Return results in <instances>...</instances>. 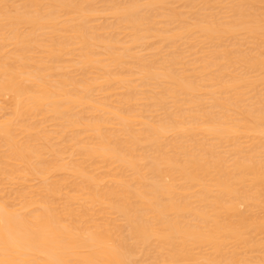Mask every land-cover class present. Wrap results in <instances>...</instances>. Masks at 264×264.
<instances>
[{
    "label": "bare ground",
    "instance_id": "6f19581e",
    "mask_svg": "<svg viewBox=\"0 0 264 264\" xmlns=\"http://www.w3.org/2000/svg\"><path fill=\"white\" fill-rule=\"evenodd\" d=\"M0 264H264V0H0Z\"/></svg>",
    "mask_w": 264,
    "mask_h": 264
},
{
    "label": "rangeland",
    "instance_id": "374dc122",
    "mask_svg": "<svg viewBox=\"0 0 264 264\" xmlns=\"http://www.w3.org/2000/svg\"><path fill=\"white\" fill-rule=\"evenodd\" d=\"M47 127H48V129H49V127H51V125L49 124ZM32 179H33V178H32ZM32 179H30V180L32 181ZM34 180H35V178H34ZM31 181H30V182L24 181V183H23V182H21V185H17V186H15V187H13V188H12L13 190H12V189H11V190H10V189H8V192H9V194H11V191H12V193H13V191L15 190V192H14V193H16V194H14V196H15V195H17V193H18V195H19V193H20V192H18L19 190L21 191L23 188H24V189L26 188V190H24V189H23V190H24V192H25V191H26V192H29V190H30V189H32L33 187H32V188H30V189H29V188H27V187L34 186V185H35V183H36L37 185H39V184H38V183H39V181H38V183L36 182L37 180L33 181V182H35L33 185H32V184L30 185V183H33V182H31ZM26 182H27V183H26ZM23 185H25V187H24ZM28 185H30V186H28ZM37 185H35V186H34V187H35V189H36V186H37ZM21 186H22L23 188H22ZM26 186H27V187H26ZM20 187H21V188H20ZM37 187H38V186H37ZM16 188H17V189L19 188V189H18V190H16ZM23 190H22V191H23ZM32 190H34V189H32ZM16 191H17V192H16ZM30 192H31V190H30ZM21 193H22V192H21ZM11 195H13V194H11ZM18 195H17V198L19 197ZM14 196H12V197H11V198H12V199L10 200L11 202H12V201H14V200H13V199H14V198H13ZM15 198H16V196H15Z\"/></svg>",
    "mask_w": 264,
    "mask_h": 264
}]
</instances>
